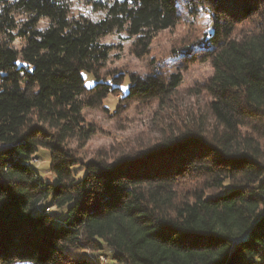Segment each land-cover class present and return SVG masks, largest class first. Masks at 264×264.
<instances>
[{"label":"trees","instance_id":"16d2710c","mask_svg":"<svg viewBox=\"0 0 264 264\" xmlns=\"http://www.w3.org/2000/svg\"><path fill=\"white\" fill-rule=\"evenodd\" d=\"M83 1L76 15L73 0H0V264H103L76 253L108 249L113 264H264V24L234 35L264 0H197L214 16L200 44L213 67L207 112L186 111L156 147L84 168L67 141L94 133L85 108L122 94L165 109L183 75L129 74L126 92L124 77L101 76L104 37L125 32L143 56L176 25L180 0ZM41 151L51 181L37 170ZM185 179L204 187L180 199Z\"/></svg>","mask_w":264,"mask_h":264},{"label":"rangeland","instance_id":"374dc122","mask_svg":"<svg viewBox=\"0 0 264 264\" xmlns=\"http://www.w3.org/2000/svg\"><path fill=\"white\" fill-rule=\"evenodd\" d=\"M73 1L76 15L87 12L90 8L83 0ZM196 1H179L176 7V25L155 34L148 52L143 56L137 54L135 37L129 38L125 32L114 33L102 39L103 43L111 47V53L101 76L106 78L118 74L124 77L125 92L129 74L144 76L153 69H159L165 76L181 72L183 82L177 93L166 103L165 109L158 100L126 102L122 99V94H111L98 107L85 108L83 116L86 124L94 129V133L83 144L76 139L67 141L82 167L91 159L104 158L112 162L118 157L136 155L156 147L166 135L163 131L167 129L166 125L171 123L174 131L177 126H185L188 123L186 111L192 110L194 115L207 112L206 104L210 96L204 87L213 74V67L210 61L205 60V53L200 48V44L214 31V16L205 8L207 5L200 8ZM89 15L95 19L102 16L98 12H89ZM20 19L23 20V17L20 16ZM47 22L43 20L40 26L45 28ZM263 24L264 14L262 17L255 14L250 19L236 22L234 35L237 38L244 36ZM14 45L19 49L22 48L19 39ZM186 48L192 49V54L188 57L182 53ZM85 77L86 85L93 86L95 83L93 76L85 74ZM36 158L35 163L42 179L46 182L51 181L53 175L49 171L48 153L41 151ZM203 187L201 180H181L177 185L178 196L180 199L189 197ZM46 204L47 202L43 206ZM60 215L64 216V212H60ZM110 251L108 249L97 253L91 250H77L76 254L100 255L98 258L103 264H113L109 258L112 252ZM259 264H261L260 260Z\"/></svg>","mask_w":264,"mask_h":264},{"label":"bare ground","instance_id":"6f19581e","mask_svg":"<svg viewBox=\"0 0 264 264\" xmlns=\"http://www.w3.org/2000/svg\"><path fill=\"white\" fill-rule=\"evenodd\" d=\"M37 161V160H36Z\"/></svg>","mask_w":264,"mask_h":264}]
</instances>
